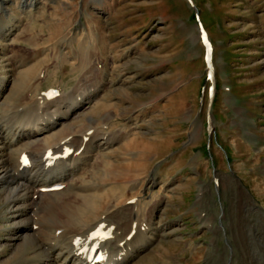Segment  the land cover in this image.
I'll use <instances>...</instances> for the list:
<instances>
[{
    "label": "rangeland",
    "instance_id": "374dc122",
    "mask_svg": "<svg viewBox=\"0 0 264 264\" xmlns=\"http://www.w3.org/2000/svg\"><path fill=\"white\" fill-rule=\"evenodd\" d=\"M191 1L0 0V35L6 23L13 27L10 39L0 41V77L8 87L24 81L12 103L0 107V124L37 116L49 120L81 95L91 106L64 122L65 135L90 132L91 126L100 130L98 138L127 133V141H116L100 159L107 176H87L92 183L108 178L118 186L95 201L102 209L123 190L126 195L117 202L135 199L130 203L138 206L134 214L109 220L118 230L102 248L105 255L134 250L143 225L133 223L161 199L150 227L152 242L129 264H264V0ZM201 26L213 43V98L205 80ZM28 71L27 80L22 75ZM51 87L62 95L58 108L43 103ZM208 111L216 172L206 148ZM132 139L136 144L124 149ZM75 155L59 154L61 163H73ZM10 210L0 207V237L9 227ZM93 217L89 213L87 219ZM35 220L46 239L49 225ZM29 253L10 259L4 248L0 261Z\"/></svg>",
    "mask_w": 264,
    "mask_h": 264
},
{
    "label": "bare ground",
    "instance_id": "6f19581e",
    "mask_svg": "<svg viewBox=\"0 0 264 264\" xmlns=\"http://www.w3.org/2000/svg\"><path fill=\"white\" fill-rule=\"evenodd\" d=\"M12 28L11 25L10 27L6 25V33L0 35L1 42H5L7 37L12 34ZM0 30H2V28ZM98 51L99 50H97V52ZM97 65L98 64H96V66ZM28 73L29 71L22 76L27 79L29 78ZM5 78L6 77H0V107L11 104L13 97L19 92L22 86H24V81H18L8 87L5 83ZM97 84L102 85L103 83ZM25 94H23V96ZM86 95L87 94H85V96ZM61 96L62 95H59L56 98L49 97L47 99L43 97V103L44 105H53V103H55L57 106L56 108H58L61 105ZM76 99L72 104L67 106L64 111L62 110L61 113L52 112L53 114L51 115L53 116L49 120H47L48 118L46 119V117V120H43V116L41 115L42 118L37 116V118L34 117L35 119H26L27 117H25L19 118L18 120L16 119V121L12 123L4 122L0 124V207H8L11 209L10 212L7 213V220L5 221V224L9 227L4 233L5 236L0 237V250L8 248L10 259L26 250L30 251L26 258L21 257L19 259L15 258L14 260H1L0 264H91L87 262L84 257H80L79 254L80 247L85 244H92L93 242L89 232L100 222H105L107 224L111 223L109 220L116 222L118 219H121V217L133 213L138 207L123 201V203L117 202L126 195L124 190L113 196L112 200L114 203L110 202L111 199L108 201L106 210L101 208L103 206L99 207V205L97 206L95 204V201L102 195L105 194V196H107L106 194L110 188L112 189L116 183L113 184L108 178H105L101 182L92 183L89 182L87 176H94L100 172L103 173L104 177L107 176V171L103 169L100 159L107 158V155H105V152H107L106 149H111L116 141L123 139L127 141V133L124 130H120L115 133H103V137L98 138L100 130L91 126L90 133L74 130L72 134L65 135L66 131L64 130V126L67 124L64 125V122L68 119H76L79 111L90 105L91 99L88 96L84 97L80 95V97ZM90 120H93L92 117ZM137 138H139V136ZM135 144L136 140L132 139L127 144H124L123 147L124 149L131 148V146ZM140 144L142 143L140 142ZM137 145H139V143H137ZM142 147L145 146L142 144ZM68 148H72L71 155L76 154L72 160L73 163H61L63 158L60 156L56 158L53 157L56 154L63 155ZM49 152H51L50 156L47 155ZM24 154L29 157L30 162L28 165H23L20 160ZM52 159L54 160V165L45 169L43 165L45 166V163L50 162V160L52 161ZM109 182H112V184ZM54 184H61V189L54 191H46L44 189ZM113 188L117 190L118 186H114ZM101 199L103 198L101 197ZM126 199L128 198H125V201ZM159 203H162V201L160 202V199H156L153 202L154 206L146 211L147 215L144 213L146 209L142 212L141 216L144 218L137 222V224L141 223V225H143L142 237L139 239L140 241L137 247L134 250H130L126 253L124 252V254L116 253L110 256L105 255V251L103 254L106 257V262L103 264H129L135 256L148 247L152 242V228L150 229V227L151 224L154 223H152V220ZM99 204L101 205V203ZM34 208H38L39 212L37 211L36 213ZM99 210L101 211L99 212ZM89 213L94 215L93 220L87 219ZM35 218L39 219L40 224L49 225L47 230L51 232L46 234V239L41 237L42 232L37 229ZM75 226L78 227V230ZM119 227L121 226L119 225ZM58 229L62 230L59 234H57ZM117 230L118 226L116 231ZM132 230L130 229L129 231ZM67 233L70 236L67 240H63V236ZM138 233H140V231ZM83 234H87V236L85 235L82 241V238H78ZM112 239H115V236L114 238L111 236L107 240L101 241L99 243L100 249L105 250L109 243L111 245ZM244 239L243 236L238 234V240H240L241 244L244 243ZM110 245L108 248H110ZM113 246L116 248L115 245ZM241 247L243 246L241 245ZM109 251L113 252L112 249ZM114 252L116 251L114 250ZM107 253L109 254V252ZM197 259L198 256L194 255V260H192V262L196 263L195 260ZM246 262H248V260H243V264Z\"/></svg>",
    "mask_w": 264,
    "mask_h": 264
},
{
    "label": "snow or ice",
    "instance_id": "6c2138e0",
    "mask_svg": "<svg viewBox=\"0 0 264 264\" xmlns=\"http://www.w3.org/2000/svg\"><path fill=\"white\" fill-rule=\"evenodd\" d=\"M25 163H27V159H25V161H24Z\"/></svg>",
    "mask_w": 264,
    "mask_h": 264
},
{
    "label": "crops",
    "instance_id": "0c3cea01",
    "mask_svg": "<svg viewBox=\"0 0 264 264\" xmlns=\"http://www.w3.org/2000/svg\"><path fill=\"white\" fill-rule=\"evenodd\" d=\"M225 144V143H224ZM226 146H229L228 144H225Z\"/></svg>",
    "mask_w": 264,
    "mask_h": 264
}]
</instances>
